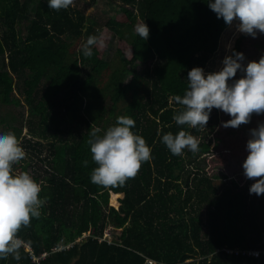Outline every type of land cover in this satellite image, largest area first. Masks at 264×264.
I'll list each match as a JSON object with an SVG mask.
<instances>
[{"label": "trees", "instance_id": "1", "mask_svg": "<svg viewBox=\"0 0 264 264\" xmlns=\"http://www.w3.org/2000/svg\"><path fill=\"white\" fill-rule=\"evenodd\" d=\"M30 1L31 8L24 0H0V128L19 141L27 128L30 137L20 142L26 155L13 174L31 175L45 203L18 232L28 245L21 259L10 254L0 264H264V253L223 249L264 252V209L242 167L250 130L264 114L253 113L238 128L223 127L231 116L215 108L206 128L173 119L188 72L206 68L228 26L208 0H116L120 10L104 23L73 4L56 10L47 0ZM20 20L27 22L25 34ZM143 22L146 40L134 30ZM90 36L99 42L86 57ZM233 49L245 65L258 62L264 33L242 34ZM120 116L134 119L132 131L145 139L151 159L123 185L94 184L90 133L103 135ZM180 130L199 140L198 152L177 156L162 143L163 134ZM44 141L49 154L42 157ZM109 227L111 239L104 238Z\"/></svg>", "mask_w": 264, "mask_h": 264}, {"label": "clouds", "instance_id": "2", "mask_svg": "<svg viewBox=\"0 0 264 264\" xmlns=\"http://www.w3.org/2000/svg\"><path fill=\"white\" fill-rule=\"evenodd\" d=\"M47 3L50 9L60 10L67 9L72 0H47ZM207 4L226 24L238 20L239 32L253 37L257 31L264 33V0H208ZM134 30L144 40L148 39L150 29L145 22L136 25ZM98 42V37L90 36L83 46V55L91 57V46ZM244 60V54L233 49L217 72L206 75L202 67L192 68L184 95L174 97L181 106L173 117L176 124L206 128L214 108L231 116L222 122L225 128L249 123L253 113L264 114V57L246 65ZM238 70L241 78L233 79ZM133 128V118L120 116L103 135L97 134L98 129L90 133L87 143L97 164L91 172L92 183L105 187L123 185L137 174L143 162L151 159L150 147ZM162 143L177 156L185 149L193 153L200 150L199 140L185 130L163 134ZM246 150L248 155L242 165L245 177L260 178L251 184L249 193L264 195V122L250 130ZM25 155L14 132L0 131V259L10 254L17 261L21 259L19 250L25 241L18 232L30 224L31 218L41 215L40 208L45 203L39 196L41 187L31 175L13 174V166Z\"/></svg>", "mask_w": 264, "mask_h": 264}, {"label": "rangeland", "instance_id": "3", "mask_svg": "<svg viewBox=\"0 0 264 264\" xmlns=\"http://www.w3.org/2000/svg\"><path fill=\"white\" fill-rule=\"evenodd\" d=\"M24 1H26V3H28L29 8H31L33 6V4L31 3L30 0H24ZM72 4L78 8L84 9L87 15H89L90 17H93V19L96 18L97 20H99L102 23H104L110 15H114L118 12V10H120V7L118 6L116 0H72ZM238 23H239V21L234 19L233 23L231 25H228L226 27V29L223 31L222 36L220 38L219 49L211 56L206 68H204L206 75L208 73L217 72L223 67V64H222L223 59L225 58V56L231 55L232 50L235 46L236 40L238 39V37H240L242 34H244V33H241L237 30ZM17 27L21 30L22 34H25L26 30H27V22L20 20V22H18ZM114 42L111 45V47L105 53V57L108 59L112 58L113 55L115 54L118 40L115 43ZM130 79H131V74H127L124 77L125 82H128ZM210 115H211L212 119L214 120L215 119L214 118L215 117V109L212 110ZM0 131L9 132L11 130L7 129L6 127H2V128H0ZM27 132H28L27 128H25L23 130V133H22V138L19 141V142H22V144H24V145H25V141H24L25 139L23 138V135H26L27 138L30 137L27 134ZM35 153L37 154L38 151H36ZM48 154H49V150L47 147V143H46V141H44L42 157H45ZM33 156H35L34 161L36 162L37 165H39L41 167H44L46 165V164L43 165V163L40 160H37L38 158L35 154ZM198 163L200 165H204L206 163L205 158L202 161L196 160L194 163H192V166L196 167ZM258 179H260V178L257 177V178L251 179V184L254 183ZM252 195L257 197V199L259 201L257 205L261 206L264 209V195H256V194H252ZM202 218H203L204 224L206 225L207 207H206V209L203 210ZM108 229L109 230H107V232H108L107 237L109 239H111V237H112L111 236V230L113 228L109 227ZM205 230H206V227H205ZM85 236H87V235H85Z\"/></svg>", "mask_w": 264, "mask_h": 264}, {"label": "built area", "instance_id": "4", "mask_svg": "<svg viewBox=\"0 0 264 264\" xmlns=\"http://www.w3.org/2000/svg\"><path fill=\"white\" fill-rule=\"evenodd\" d=\"M109 230V229H108ZM107 230H106V232H105V235H104V238H106L108 235H107ZM86 235V234H85ZM26 245V244H25ZM26 246H28V245H26ZM63 247H57L56 248V250L57 249H62ZM227 253H236V254H239V253H242L243 255H248V256H252V257H255V258H258V257H260L261 255H262V253H264L261 249H243V250H241V249H231V248H223ZM34 256V259H40V258H43V257H45L46 256V253L44 252L42 255H40V256H35V255H33ZM147 263L148 264H156V262L155 261H153V260H151V259H148L147 260Z\"/></svg>", "mask_w": 264, "mask_h": 264}]
</instances>
